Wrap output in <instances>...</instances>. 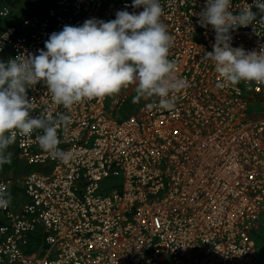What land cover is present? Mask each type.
I'll return each mask as SVG.
<instances>
[{"label": "built area", "instance_id": "obj_1", "mask_svg": "<svg viewBox=\"0 0 264 264\" xmlns=\"http://www.w3.org/2000/svg\"><path fill=\"white\" fill-rule=\"evenodd\" d=\"M0 28V61L38 55L53 32L117 11L132 0H50ZM172 36L169 59L187 87L166 110L143 99L121 108L134 85L65 109L43 84L27 90L33 116L63 113L59 147L68 164L39 147L40 130L17 134L0 173V264H259L264 221V84L222 80L206 57L215 32L201 27L206 0H160ZM233 12L252 0H232ZM127 6V7H126ZM232 32L231 46L264 49V14ZM13 9L4 6L0 17ZM151 105V106H149Z\"/></svg>", "mask_w": 264, "mask_h": 264}, {"label": "clouds", "instance_id": "obj_2", "mask_svg": "<svg viewBox=\"0 0 264 264\" xmlns=\"http://www.w3.org/2000/svg\"><path fill=\"white\" fill-rule=\"evenodd\" d=\"M131 7H142L143 11L121 10L107 22L91 18L80 26L66 25L49 36L38 55L0 61V166L11 163L7 150L18 133L28 136L37 130L42 132L37 137L42 150L64 164L72 159L70 152L59 147L57 126H67L70 116L31 115L32 100L27 90L37 84L45 85L54 103L65 109L133 85V103L154 98L163 109L175 107L170 94L186 88L187 83L176 76V65L168 58L173 41L161 19L164 10L160 0H132ZM232 7V0H206L197 21L215 32L213 51L206 52V57L228 84H264V49L246 52L231 46L232 32L253 26L257 20L253 7L264 14V0H252L248 8L238 12ZM8 35L4 33L0 40ZM7 203L0 195V206Z\"/></svg>", "mask_w": 264, "mask_h": 264}, {"label": "rangeland", "instance_id": "obj_3", "mask_svg": "<svg viewBox=\"0 0 264 264\" xmlns=\"http://www.w3.org/2000/svg\"><path fill=\"white\" fill-rule=\"evenodd\" d=\"M47 0H22L21 3L13 8V14L11 15L12 21H17L32 12H42ZM6 6V5H5ZM4 7V6H3ZM1 10V9H0ZM136 95L135 87L132 95L128 98L124 106L121 108V114H127L132 111L136 106H138L143 99L138 103H133V97ZM115 94L107 102L108 110H110V101L113 99ZM2 166H0V170ZM257 241L258 249V262L259 264H264V221H261L260 229L258 234L255 235Z\"/></svg>", "mask_w": 264, "mask_h": 264}, {"label": "trees", "instance_id": "obj_4", "mask_svg": "<svg viewBox=\"0 0 264 264\" xmlns=\"http://www.w3.org/2000/svg\"><path fill=\"white\" fill-rule=\"evenodd\" d=\"M21 1L22 0H0V9H2L3 6H5V5L9 6L10 8L13 9V8L17 7L21 3ZM50 5H51V1L47 0L43 10H46ZM14 22H15V20H14ZM10 23H12L11 17H9V18L0 17V28H3L4 26H7ZM12 169H17V165L8 166L7 171H11Z\"/></svg>", "mask_w": 264, "mask_h": 264}, {"label": "crops", "instance_id": "obj_5", "mask_svg": "<svg viewBox=\"0 0 264 264\" xmlns=\"http://www.w3.org/2000/svg\"><path fill=\"white\" fill-rule=\"evenodd\" d=\"M32 13H37V12H32ZM7 168H8V166L3 165V166H2V170L0 171V173H6V172H8V171H7Z\"/></svg>", "mask_w": 264, "mask_h": 264}]
</instances>
